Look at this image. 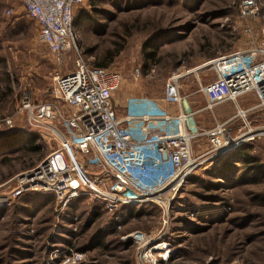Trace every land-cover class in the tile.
<instances>
[{"label": "rangeland", "instance_id": "1", "mask_svg": "<svg viewBox=\"0 0 264 264\" xmlns=\"http://www.w3.org/2000/svg\"><path fill=\"white\" fill-rule=\"evenodd\" d=\"M245 2L103 0L95 10L85 0L73 23L80 53L73 48L58 58L22 2L0 0V116L14 120V132L0 130V264H264V120L257 109L246 112L258 96L251 91L209 107L203 91L218 78V57L264 49V0H254L259 9L249 14ZM80 10L91 23L75 24ZM80 56L121 73L113 94L120 118L141 108L165 113L167 83L180 76L198 136L193 164L163 197L114 195L102 165L88 174L101 194L82 186L65 205L40 188L15 193L24 174L61 146L60 121L36 124L23 101L53 100L55 77L75 70ZM59 107L68 112L64 102ZM164 123L150 126L157 130L150 135ZM133 125L149 126L138 118ZM219 125L228 144L214 149L207 133ZM33 135L39 151L19 147Z\"/></svg>", "mask_w": 264, "mask_h": 264}, {"label": "built area", "instance_id": "2", "mask_svg": "<svg viewBox=\"0 0 264 264\" xmlns=\"http://www.w3.org/2000/svg\"><path fill=\"white\" fill-rule=\"evenodd\" d=\"M24 13L39 25V39L49 51L60 58L75 48L73 30L75 10L85 0H20ZM254 0H246L244 13H255ZM80 53V52H79ZM213 65L218 78L203 87L210 100L209 107L227 99H237L255 91L259 102L246 112L257 109L264 120V49L240 50L218 57ZM173 76L166 86V100L183 104L186 99L180 92L178 79ZM121 73L112 68L87 64L80 56L75 70L55 77L53 100L37 101L26 96L23 105L31 121L45 125L58 119L62 132L55 134L61 146L37 166L26 172L24 183L16 194L30 189L52 191L63 204H68L77 189L89 185L101 194L89 179V170L105 167V177L112 180L114 195L120 193L143 196V200L161 198L164 189L172 190L193 164L192 141L198 136L194 126V113L181 109L170 115L167 110L160 115L143 108L128 111L124 118L117 115L113 94L121 85ZM146 102V97L138 98ZM153 101V100H151ZM64 102L68 112L59 107ZM245 112V111H244ZM149 124L147 128L133 125L136 119ZM164 123L163 130L152 136L150 126ZM14 128V120L0 116V130ZM214 149L228 144L223 126L207 133ZM77 154L84 158L80 163ZM86 167V168H85ZM25 184V185H24Z\"/></svg>", "mask_w": 264, "mask_h": 264}, {"label": "trees", "instance_id": "3", "mask_svg": "<svg viewBox=\"0 0 264 264\" xmlns=\"http://www.w3.org/2000/svg\"><path fill=\"white\" fill-rule=\"evenodd\" d=\"M89 1H90V4H91L92 8L95 9V10L98 9L97 5L103 2V0H89ZM92 19H93V16L90 13L86 14V12L80 10L78 12V15H77L76 19H75V24H81V23H83L85 21L91 23ZM73 23H74V21H73ZM153 47L157 48L156 45H153ZM156 53L157 52L155 50H150V51L148 50L147 51V57L150 60H152V59L156 60V58H155L156 57L155 56ZM96 65H97L96 67L107 68V67H109L110 62H101V61H99V62L96 63ZM12 130H14V128H6V129H4V131H7V132H11ZM12 132H14V131H12ZM37 138H38L37 135H33L31 138H28L26 136L25 139H23V140H26V141H24V143H22L19 147L23 148V149H26V152H28V151L29 152H31V151H39L41 149V146H37L35 144ZM12 139H14V138H12ZM19 147H18V149H19ZM248 158H249V155L248 154H244L245 161H248Z\"/></svg>", "mask_w": 264, "mask_h": 264}, {"label": "crops", "instance_id": "4", "mask_svg": "<svg viewBox=\"0 0 264 264\" xmlns=\"http://www.w3.org/2000/svg\"><path fill=\"white\" fill-rule=\"evenodd\" d=\"M165 107L169 110V111H173V113H177L179 112L181 109H184V108H188L190 109V102L189 100L186 99V101L181 104V105H176V104H170L168 103L167 101H163Z\"/></svg>", "mask_w": 264, "mask_h": 264}, {"label": "bare ground", "instance_id": "5", "mask_svg": "<svg viewBox=\"0 0 264 264\" xmlns=\"http://www.w3.org/2000/svg\"><path fill=\"white\" fill-rule=\"evenodd\" d=\"M241 114H242V115H244V114H245V112H244V111H241ZM251 137H252V136H251ZM251 137H250V138H251Z\"/></svg>", "mask_w": 264, "mask_h": 264}]
</instances>
